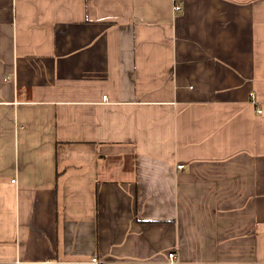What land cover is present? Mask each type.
I'll return each instance as SVG.
<instances>
[{"label":"crops","instance_id":"1","mask_svg":"<svg viewBox=\"0 0 264 264\" xmlns=\"http://www.w3.org/2000/svg\"><path fill=\"white\" fill-rule=\"evenodd\" d=\"M0 264H264V0H0Z\"/></svg>","mask_w":264,"mask_h":264},{"label":"built area","instance_id":"2","mask_svg":"<svg viewBox=\"0 0 264 264\" xmlns=\"http://www.w3.org/2000/svg\"><path fill=\"white\" fill-rule=\"evenodd\" d=\"M174 8L178 10V9H180V6H179L178 4H176V5H174ZM103 98H105V96H103ZM258 111H260V109H258ZM12 181H13V180H12ZM167 256H168V258L171 260L170 263H172V262H173L174 254H173L172 252H169V253L167 254ZM92 261H93V262H97L96 258H92Z\"/></svg>","mask_w":264,"mask_h":264}]
</instances>
